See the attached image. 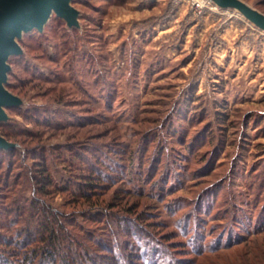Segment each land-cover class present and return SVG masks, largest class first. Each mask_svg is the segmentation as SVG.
<instances>
[{
	"label": "rangeland",
	"instance_id": "1",
	"mask_svg": "<svg viewBox=\"0 0 264 264\" xmlns=\"http://www.w3.org/2000/svg\"><path fill=\"white\" fill-rule=\"evenodd\" d=\"M242 1L264 13V0ZM214 4L71 0L77 25L53 13L17 39L6 87L22 104L0 125L15 144L0 204L29 199L75 219L66 225L89 247L79 264L119 252L138 264H264V31ZM90 151L115 177L87 201L59 185L84 169L74 153ZM40 161L58 185L48 193L34 186Z\"/></svg>",
	"mask_w": 264,
	"mask_h": 264
},
{
	"label": "trees",
	"instance_id": "2",
	"mask_svg": "<svg viewBox=\"0 0 264 264\" xmlns=\"http://www.w3.org/2000/svg\"><path fill=\"white\" fill-rule=\"evenodd\" d=\"M8 85L9 83H7L6 86ZM7 108H20V106L14 105ZM1 124L6 125L7 123L1 122L0 125ZM2 134L5 137L10 135V133L6 131L2 132ZM14 152L15 148L0 149V156H5L4 159L0 160V167L3 166L5 158L7 159L6 162L10 161L7 157L14 154ZM88 156L91 157L89 158ZM119 156L120 155L117 157L119 158ZM41 159H43V157ZM73 159L81 160V165L84 166L83 171L74 173L73 179L70 180L72 181L70 184L59 185L61 186L59 189L72 193L71 195L73 198L78 196L88 201L91 197L98 194L99 189L105 188L109 179L115 177L111 176V172L115 170L114 167L109 166L101 157L95 156L93 151L91 155L74 153ZM43 160H46V157H44ZM40 164L41 165L35 169L36 172L38 171L35 173V176L38 177H33V180H36V182L34 181V186L37 188L36 192L48 193L44 186L51 184L55 186L58 185L50 178L49 169L48 167L46 168V161H40ZM101 168L104 169L102 170ZM9 171L7 175L10 176L11 173ZM15 180H13V182H15ZM73 184L74 186L72 187ZM8 185V178L6 184L0 179V188L10 192L11 189ZM0 195H2L1 192ZM27 200L28 201L25 200L27 203L22 205L16 203L14 199H11L6 204H0V246H2V244L9 246V248H7V253L12 250L10 248H16L17 250L16 253H11V256H13L11 259L4 257L0 250V264H79L81 258L88 255L89 247L84 243V238H82L83 241H81V239L78 238V234L71 235V231L66 224H75V219L71 220L69 215L59 213L57 209L44 202L39 203L34 200ZM13 213L14 215H12ZM88 214L91 213H83L86 218L92 219L93 217ZM19 222L20 225H16ZM123 222H125V220L121 221L119 224L124 226ZM5 228L9 229V236L8 234L2 233ZM84 235L88 238L92 237L91 234ZM84 235L82 237H84ZM128 254L129 255H124V253L119 252L113 256H108L106 260L101 263L138 264L134 263L132 261V255L130 253ZM86 258L87 262L91 263L90 258ZM144 258L146 261L149 260L145 256ZM94 262L92 264H95ZM82 264L84 263L82 262Z\"/></svg>",
	"mask_w": 264,
	"mask_h": 264
},
{
	"label": "water",
	"instance_id": "3",
	"mask_svg": "<svg viewBox=\"0 0 264 264\" xmlns=\"http://www.w3.org/2000/svg\"><path fill=\"white\" fill-rule=\"evenodd\" d=\"M221 8L239 11L247 20L264 31V13L252 8L242 0H211ZM63 19L69 27L77 25L78 11L71 0H0V123L7 118L5 108L20 106L21 99L9 91L7 74L10 70L8 58L19 54L21 47L17 41L24 32L36 29L43 31L52 14ZM15 144L0 134V148L8 149Z\"/></svg>",
	"mask_w": 264,
	"mask_h": 264
},
{
	"label": "built area",
	"instance_id": "4",
	"mask_svg": "<svg viewBox=\"0 0 264 264\" xmlns=\"http://www.w3.org/2000/svg\"><path fill=\"white\" fill-rule=\"evenodd\" d=\"M192 1H193L194 6L198 9L202 8V6L204 5V2H207L208 4H213L211 0H192ZM214 7H216L215 4H214Z\"/></svg>",
	"mask_w": 264,
	"mask_h": 264
}]
</instances>
